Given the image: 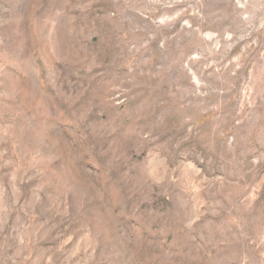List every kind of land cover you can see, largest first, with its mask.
Returning a JSON list of instances; mask_svg holds the SVG:
<instances>
[{
	"label": "rangeland",
	"instance_id": "374dc122",
	"mask_svg": "<svg viewBox=\"0 0 264 264\" xmlns=\"http://www.w3.org/2000/svg\"><path fill=\"white\" fill-rule=\"evenodd\" d=\"M0 264H264V0H0Z\"/></svg>",
	"mask_w": 264,
	"mask_h": 264
}]
</instances>
